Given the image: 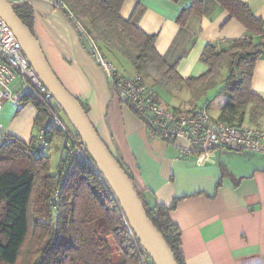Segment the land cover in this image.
Segmentation results:
<instances>
[{
    "label": "crops",
    "instance_id": "0c3cea01",
    "mask_svg": "<svg viewBox=\"0 0 264 264\" xmlns=\"http://www.w3.org/2000/svg\"><path fill=\"white\" fill-rule=\"evenodd\" d=\"M242 1L264 21V0ZM191 2L124 0L120 10L126 18L139 6L138 27L156 34L157 52L178 60L177 72L184 78L205 70L199 57L207 43H225L248 34L243 24L213 0H205V12L192 15L181 27L176 16ZM29 3L34 34L51 68L67 90L88 106V117L98 135L132 174L143 198L150 205L166 206L176 200L170 217L181 231L184 264H264V154L217 149L212 161L197 164L192 156H183L188 144L184 138L169 143L151 136L141 118L112 93L104 71L67 17L48 0ZM114 64L125 75L134 73L125 61ZM221 75L223 79L226 70ZM19 87L20 80H12L10 90ZM153 88L157 98L172 107L183 108L189 99L186 89L168 93L157 85ZM251 88L264 99V51L256 62ZM10 103L2 102L0 126L10 137L30 144L37 134V109L32 102L19 109ZM243 125L260 126L247 117ZM55 138L52 135L51 142Z\"/></svg>",
    "mask_w": 264,
    "mask_h": 264
},
{
    "label": "trees",
    "instance_id": "16d2710c",
    "mask_svg": "<svg viewBox=\"0 0 264 264\" xmlns=\"http://www.w3.org/2000/svg\"><path fill=\"white\" fill-rule=\"evenodd\" d=\"M213 1L230 18L243 24L248 34L225 43H207L199 57L205 70L186 78L177 72L178 60L171 61L157 52L156 34H148L138 27V5L126 18L120 13L124 0H63L62 7H53L77 29L83 46L92 55L96 48L110 61H125L144 81L149 79L152 87L157 85L168 93L188 90L192 108L205 104L208 109V102H196L221 81L217 93L225 95L226 101L216 119L239 126L246 117L255 122L264 112L263 97L251 88L256 62L264 51V21L242 0ZM14 11L34 34V12L29 0H19ZM204 12L205 0H192L179 10L176 22L184 27L192 15ZM84 39L93 46L88 48ZM224 68L226 76L222 79ZM77 100L88 113V106ZM155 100L161 102L157 96ZM27 102H32L37 109L34 126L38 132L48 101L38 93H27L22 104ZM52 135L63 138L62 156L53 174L49 172V157L34 155L36 135L30 144L10 136L7 144H0V264H139L136 241L104 179L89 162L67 160L63 134L55 130L50 140ZM183 156L190 155L183 152ZM65 161L68 166L63 169ZM56 189L59 197L49 204ZM175 203L176 200L171 206L150 205L143 198L147 216L172 249L177 263L184 264L181 231L170 217Z\"/></svg>",
    "mask_w": 264,
    "mask_h": 264
},
{
    "label": "built area",
    "instance_id": "2783aa9c",
    "mask_svg": "<svg viewBox=\"0 0 264 264\" xmlns=\"http://www.w3.org/2000/svg\"><path fill=\"white\" fill-rule=\"evenodd\" d=\"M54 7H62L63 0H48ZM95 49V60L104 71L112 93L124 104L129 105L141 118L151 136L169 143L184 138L188 144L185 155L194 157L197 164L212 161L214 151L223 148L247 149L264 154V129L255 125H230L210 116L206 105L190 109L171 107L155 100V89L143 78L133 73L125 75L106 57ZM18 78L20 87L12 92L10 83ZM38 93L48 101L45 119L36 134L34 155H46L53 130L63 134L66 159L73 158L89 162L101 176L87 148L75 130L67 124L63 111L43 85L35 69L28 61L10 27L0 18V110L1 99L10 100L19 109L25 94ZM9 135L0 126V144H7ZM68 161L62 164L65 169ZM102 177V176H101ZM56 189L50 204L59 197ZM124 223L133 236L139 264H154L146 250L133 234L123 215Z\"/></svg>",
    "mask_w": 264,
    "mask_h": 264
},
{
    "label": "water",
    "instance_id": "95a60500",
    "mask_svg": "<svg viewBox=\"0 0 264 264\" xmlns=\"http://www.w3.org/2000/svg\"><path fill=\"white\" fill-rule=\"evenodd\" d=\"M12 0H0V18L16 36L23 53L39 79L51 94L75 132L84 142L88 154L106 182L133 234L154 264H178L172 249L147 216L143 198L132 179L98 135L81 103L61 83L51 68L37 37L16 15Z\"/></svg>",
    "mask_w": 264,
    "mask_h": 264
},
{
    "label": "rangeland",
    "instance_id": "374dc122",
    "mask_svg": "<svg viewBox=\"0 0 264 264\" xmlns=\"http://www.w3.org/2000/svg\"><path fill=\"white\" fill-rule=\"evenodd\" d=\"M12 1H18V0H12ZM87 42L91 44V42H89L88 40H87ZM101 53H103V52L101 51ZM111 62L113 64L115 63V61L112 60V59H111ZM120 65H122V64L120 63ZM224 70H226V68H224L221 71L222 74H223ZM222 77H223V75H221V78ZM145 81L148 84H151V81L149 79H146ZM220 82L221 81H218L214 87L208 89L206 94L202 98V100H205V99L208 100V112H209L210 116L213 117V118H218V115H219V112H220V108L226 101V96L225 95L217 93V88L219 87ZM161 97H163V96L161 95ZM186 97H190V94L188 96H186ZM188 100L183 102V109H185L186 107L189 108V107L193 106L191 103L188 102ZM199 100H201V98ZM160 101L162 103H165L163 100H160ZM2 102H4V104L11 105L10 100L7 101V100H4V99H1V103ZM197 103L198 102H196V104ZM14 110H15V107H14ZM63 116H64V119L67 122V124L72 127L70 122L65 117L64 113H63ZM256 121H258L259 124H260V126L257 125V127H260V128L264 129V112L260 113V115L258 116ZM62 145H63L62 136H56V138L51 142V145H50V147H49V149H48V151L46 153V155L49 157V172L51 174H53L56 171L57 167H58L60 158L62 156ZM49 200H48V203L50 204Z\"/></svg>",
    "mask_w": 264,
    "mask_h": 264
}]
</instances>
